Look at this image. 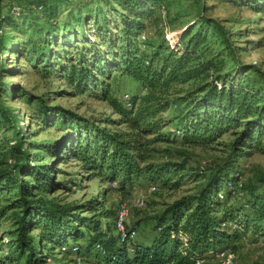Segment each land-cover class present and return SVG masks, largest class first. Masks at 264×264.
Wrapping results in <instances>:
<instances>
[{"label":"trees","instance_id":"trees-1","mask_svg":"<svg viewBox=\"0 0 264 264\" xmlns=\"http://www.w3.org/2000/svg\"><path fill=\"white\" fill-rule=\"evenodd\" d=\"M33 1L30 0L28 6L10 3L7 12L0 16V21L5 19L11 24L16 18H31L35 12L46 17V25L36 30L35 38L30 34L20 41L22 53L31 62L42 65L47 72L54 70L55 75L66 79L78 91L99 86L114 111L135 129L134 132L111 130L101 125L102 122L42 101L39 104L41 120L68 125L69 131L65 138L52 144L36 143L38 148L55 156L58 150L62 158L68 153L82 160L85 169L97 172L110 181L117 180L121 187L131 184L137 176L162 186L167 185L173 175L184 169L185 160H168L159 166L149 162L142 164L153 140L144 135L156 133L155 139L164 137L157 132L156 124L147 120L148 117H155L168 104V100L156 102L153 90L162 82L187 80L201 75L205 78L210 76V79L197 88L198 93L190 92L183 98L190 104L186 113L188 121L182 127L176 126V130L182 132L183 139L188 143L208 142L227 129L240 128L234 141L236 153L243 154L253 146L264 149V86L248 83L247 73H242L241 69L245 65L235 67L230 73L214 75L221 69L223 59L216 61L213 56L207 55L208 33L210 28L225 33L216 18L201 15L199 22L179 32L178 41L183 43L180 52L162 54L160 43L155 44L150 40L145 20L156 6L165 8L164 0H107L115 14L113 26H110L108 17L102 11V22L96 17L92 35H87L86 28L81 25L87 19V14L81 7L75 17L80 29L73 33L74 37H79L81 44L77 41L69 44L71 33L64 35L61 32L63 42L59 48L50 39L59 29L56 28L57 22L53 21L58 1ZM13 5L20 7L18 15L11 12ZM252 5L257 11L264 12V0H253ZM14 25L15 29H21L19 24ZM2 30L0 25V33ZM52 43L59 54H53L59 66L52 65L53 60L50 59ZM4 44V37L0 36V49ZM141 45L154 47V50L148 53L140 48ZM61 59H67V62L62 64ZM194 61L198 62L192 64ZM2 68L0 62V75ZM115 69L149 88L147 94L140 98L128 96L122 100L110 96L107 78ZM219 81L220 85L217 84ZM176 117L182 120L181 116ZM13 118V114L0 102V127ZM106 121L114 119L106 118ZM83 133L86 135L82 140ZM14 137L15 143L11 149L13 160L10 162L13 168H0V192L2 189H17L13 205L21 208V212L16 217V227L8 241L19 255L25 256V264L39 263L38 251L48 244V248H55L71 243L78 244V252L83 257L92 253L98 257L94 264H191L196 258L207 256L211 250L225 249L226 245L238 238L239 229L253 226L256 233L264 236V190L258 192L256 186L246 187L235 169L226 172L217 169L208 173L196 193L181 195L167 204L155 216V232L150 240H135V237L130 243L131 250H128L126 244L119 241L118 235L110 232L111 227L101 228L98 218L101 214L95 212L97 200L75 206L45 197L43 193L52 191L56 184L52 166L29 159L28 150L22 146L23 133L19 128H14ZM25 175L31 179L24 178ZM260 179L264 181V176ZM227 181L231 182L232 187L227 186ZM236 187L249 195L238 206L229 203ZM221 190L224 191L222 198L218 195ZM80 207L94 213L81 214L78 210ZM103 213L108 216L110 211L104 210ZM227 223L235 227L229 230ZM39 225L41 230L34 240L31 232ZM83 226L91 232L84 245L80 241L84 236ZM129 227L137 230L136 226ZM182 235L187 238L185 245ZM95 241H100L103 253L94 248Z\"/></svg>","mask_w":264,"mask_h":264},{"label":"rangeland","instance_id":"rangeland-1","mask_svg":"<svg viewBox=\"0 0 264 264\" xmlns=\"http://www.w3.org/2000/svg\"><path fill=\"white\" fill-rule=\"evenodd\" d=\"M46 1H58L57 13L53 21L57 22L56 28L59 29L50 39L55 41L59 48L63 42L60 37L61 32H64V35L71 33L69 44L76 41L81 44L79 37L73 35L80 29L75 17L81 7L87 14V19L81 24L86 28L87 35L89 33L92 35V27H95L96 20L102 22V11L108 17L110 26L115 22L112 19L115 15L114 11L108 2L110 0ZM14 2L25 6L30 4V0H0V16L4 15L8 5ZM164 2L165 8L156 6L155 11L145 20L148 24L146 32H150L149 38L155 41V44L160 43L162 54L179 53L183 44L178 41L179 32L186 26L199 22L201 15L216 18L225 33L213 31L212 28L208 33L207 55L213 56L216 61L223 59L222 65L217 62L221 69L214 72V75L230 73L235 67L245 65L241 69L242 73H247L248 83L264 86V12L257 11V8L253 7V0H164ZM45 18L44 15L35 12L31 18L25 20L16 18L13 24L5 19L0 21L3 28L0 36L4 37L5 41L0 49V58H2L0 62L3 67L0 75V102L14 116L11 121H5L0 127V168H13L10 162L13 160L11 149L15 143L14 128H19L23 133L22 146L28 150L29 159H33L34 163H50L52 166V175L56 184L52 191L43 193L45 197L75 206L84 204L88 200H97L95 212L101 214L98 217L101 228L111 227L110 232L113 234H116L114 220L117 207L124 202L129 212L127 225L136 226L138 230L135 240H150L155 232V216L181 195L196 193L210 171L221 169L226 172L235 169L246 187L256 186L258 192L264 190V181L260 179L264 176V149L253 146L243 154L236 153L234 141L240 128L227 129L211 141L198 143L186 142L182 132L176 130L177 124L182 127L188 121L186 113L190 104L184 101V96L190 92L198 93L197 88L209 80L210 76L205 78L197 75L187 80L162 82L153 90L156 102L168 100V104L155 117H148L147 120L154 122L157 132H161L164 137L155 139L156 133L144 135L153 140L149 144L150 149L142 164L149 162L159 166L164 165L168 160L176 162L185 160L184 169L173 175L167 185L162 186L137 176L131 184L121 187L117 180L110 181L97 172L85 169L82 160L68 153L63 159L58 150L55 156L43 148H38L36 143L52 144L65 138L69 131L68 125L41 120L39 104H42V101L44 104L59 105L102 122L101 125L111 130L135 131L114 111L109 101L102 95L99 86L78 91L69 85L66 79L55 75L54 70L50 69L47 72L42 65L36 61L31 62L22 53L20 41L30 34L35 38L36 30L46 25ZM15 23L19 24L21 29H15ZM70 48L74 50L73 47ZM140 48L148 53L154 50V47L143 45ZM52 50L50 59L53 60V64H51L59 66L60 63L56 62L57 57L53 56V54L59 55L54 43ZM66 60L61 59L60 62L65 64ZM197 62L194 61L192 64ZM220 83L219 81L217 84ZM107 84L108 94L119 100L125 96L128 98L135 95L140 98L149 91L145 85L116 69L111 71ZM176 116H181L182 120L180 121ZM106 118H112L114 121H106ZM85 135L83 133L82 140ZM24 178L31 179L29 175H25ZM151 183H155L158 188L149 191L148 187ZM16 190V188L2 189L0 192V264H25V256L19 255L11 241H8L15 230L16 217L21 212V208L13 205V199L17 197ZM233 192V196L229 199L231 205L238 206L239 202H243L249 196L246 192L242 193L238 187ZM136 198L143 199L144 205H135ZM78 210L84 215L94 213L86 207H80ZM104 210L110 211L108 216L102 215L105 214ZM227 224L230 226L229 230L235 227L230 223ZM81 228L84 236L80 241L84 245L91 232L85 226ZM40 230V225L32 230L34 240ZM239 230L238 238L225 248L234 255L232 264H264V236L256 233L253 226ZM48 247L50 244L38 251L40 260L37 264H76L77 254L69 251L61 252L58 246ZM206 257L212 264H222L217 252H210ZM85 258L93 263L98 259L93 253L86 255Z\"/></svg>","mask_w":264,"mask_h":264},{"label":"built area","instance_id":"built-area-1","mask_svg":"<svg viewBox=\"0 0 264 264\" xmlns=\"http://www.w3.org/2000/svg\"><path fill=\"white\" fill-rule=\"evenodd\" d=\"M19 11H20L19 6L13 5L11 7V12L14 15H18ZM125 98L127 97L125 96ZM227 186L232 187V184L230 181H227ZM157 188L158 187L155 183H151L148 187L149 191H154ZM218 195L222 198L224 195V191L223 190L219 191ZM134 204L137 206H142L144 205V200L141 198H136L134 201ZM128 213L129 212H128L127 204L124 202H121L119 206L117 207L116 216L114 220V229L116 231V234L118 235L119 241L124 242L127 246V249L131 250L130 243L136 237L137 230L133 227L127 226ZM181 239L183 241V244L185 245L186 240H187L186 236L182 235ZM93 245L95 249L100 250L102 253L104 252V249L100 241H95ZM78 248L79 247L77 243L63 244L60 246V251L61 252L69 251L71 253L77 254L75 257L76 264H94L92 261L88 260L87 258L83 257L81 254H79ZM210 252H217V256L219 257V260L222 264H232L233 263L234 255L227 249H221L218 251L211 250ZM191 264H212V263L207 259L206 256H204V257L196 258L194 262Z\"/></svg>","mask_w":264,"mask_h":264}]
</instances>
